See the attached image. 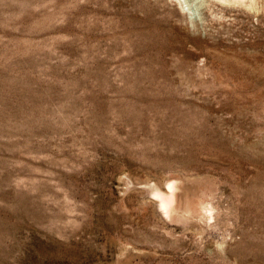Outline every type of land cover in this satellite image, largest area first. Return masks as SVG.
I'll return each instance as SVG.
<instances>
[{
    "label": "rangeland",
    "instance_id": "rangeland-1",
    "mask_svg": "<svg viewBox=\"0 0 264 264\" xmlns=\"http://www.w3.org/2000/svg\"><path fill=\"white\" fill-rule=\"evenodd\" d=\"M0 264H264V0H0Z\"/></svg>",
    "mask_w": 264,
    "mask_h": 264
},
{
    "label": "bare ground",
    "instance_id": "bare-ground-1",
    "mask_svg": "<svg viewBox=\"0 0 264 264\" xmlns=\"http://www.w3.org/2000/svg\"><path fill=\"white\" fill-rule=\"evenodd\" d=\"M176 185L172 184L166 192H160V190H156L154 192L156 199H158V204L160 206L161 211L169 216H178L181 214L183 215V213L185 212H183L185 207L184 199L181 195V192H179L178 190L179 186L177 187Z\"/></svg>",
    "mask_w": 264,
    "mask_h": 264
}]
</instances>
